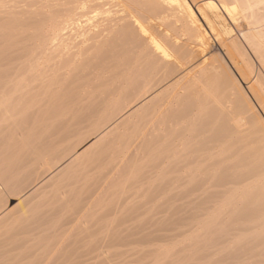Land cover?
<instances>
[{
    "label": "bare ground",
    "instance_id": "obj_1",
    "mask_svg": "<svg viewBox=\"0 0 264 264\" xmlns=\"http://www.w3.org/2000/svg\"><path fill=\"white\" fill-rule=\"evenodd\" d=\"M99 145L112 155L86 174ZM102 191L65 253L26 258L30 230ZM154 209L153 225L188 224L177 262L264 264V0H0V264H111Z\"/></svg>",
    "mask_w": 264,
    "mask_h": 264
},
{
    "label": "rangeland",
    "instance_id": "obj_2",
    "mask_svg": "<svg viewBox=\"0 0 264 264\" xmlns=\"http://www.w3.org/2000/svg\"><path fill=\"white\" fill-rule=\"evenodd\" d=\"M241 30H243L244 32L245 31H247V29L245 28V27H242L241 28ZM217 49V50H216ZM215 52H214V51ZM210 52H211V54L213 53V56H214V53H215V56H216V52H217V54H218V52H219V49L217 48V46H214V44L211 46V48L210 49H208L207 50V52H206V55H205V57H207V55L209 56V57H207V58H212L213 56H210ZM214 56V57H215ZM108 148L109 147H107L106 148V150H108ZM95 149V148H94ZM94 149H92L91 151V153L92 154H88V155H91V157H92V155H95V154H97L96 156H93L94 158H95V160L96 159H98L99 160V158H98V153H102V155H103V157H102V155H101V158H102V162L101 163H103L104 161V159L106 158V157H108V156H110V155H112V151H111V149H109L108 151H107V154L105 153V155H104V152H106V150H103V149H105L104 148V145H101V149H100V145H99V148H96L97 150H94ZM102 150V151H101ZM94 151V152H93ZM97 151V153H95ZM90 152V151H89ZM109 153H111L110 155H109ZM86 157H87V155H85ZM85 156H84V159L83 160H86V158H85ZM90 157V158H91ZM93 157L91 158V160H89L90 158L88 157V162H89V165L90 166H88L87 164L88 163H86L85 165H87L88 166V168L85 166L84 168H85V172H86V174H88V172H89V170L91 169L90 167L92 166V165H99V163H98V160L96 161L97 163L95 164H93L92 162H95V161H92L93 160ZM101 158H100V160H101ZM63 159H65V158H63ZM62 161V160H61ZM61 161H59L60 163H61ZM64 161V160H63ZM105 161H106V159H105ZM101 163H100V165H101ZM93 166V167H94ZM92 167V168H93ZM95 167H97V166H95ZM90 168V169H89ZM87 170H88V172H87ZM94 170V171H93ZM82 171V170H81ZM95 168H93L92 169V172L93 173H95ZM40 173V172H39ZM80 172H78V174H79ZM83 178L85 177V176H87L85 173H84V170H83ZM91 173V172H90ZM90 173H89V175L88 176H90L91 177V175H90ZM92 173V174H93ZM81 174V173H80ZM79 174V175H80ZM42 174H35V177L32 175V176H30V178H28V179H25V181H23L22 183H20V185H17L14 189H16V190H14V191H16V192H12L11 190H6V191H3V193L4 194H6L5 196H3V199H4V197H6L5 199H4V202H7L10 198H11V196L13 197V195L14 194H17V195H19V191H20V193H22V192H24L25 190H28V188H31L32 186H33V184H35V182H37V181H39V180H36L37 178H39V177H43V176H41ZM32 177H34V178H32ZM79 178V180H82L83 181V178H81L80 179V177H78ZM121 178H123V177H121ZM120 178V179H121ZM129 178V177H128ZM127 178V180L130 182L131 181V179L129 180ZM35 179V180H34ZM85 179H86V177H85ZM88 179H89V177H88ZM119 179V180H120ZM127 180L124 178V180H122L121 179V181H120V183H119V181L117 182L118 184H122L121 182L122 181H125V182H127ZM133 181V180H132ZM131 181V182H132ZM124 182V183H125ZM129 182H127V183H125V184H127V186L125 185V184H123V186L124 187H127L126 188V190L128 189V187H129V190L128 191H131L130 193H127V194H132L133 192V189L132 188H134V190H135V186H134V183L133 184H131V183H129ZM27 185H26V184ZM117 183H115L114 185V187H116V185H117ZM22 184H25V185H22ZM82 184V183H81ZM29 185V186H28ZM78 185H80V183L78 184ZM113 184H111V186H112ZM131 185H133V187H131ZM22 186H25V189H24V187H22ZM81 186V185H80ZM111 186H109L108 188H111ZM118 186V185H117ZM122 186V185H121ZM185 187L186 188V186L185 185H182V186H179L178 187V189H177V191L178 192H176L177 193V197H178V200H177V197H176V201L178 202L179 201V198L181 197V198H183V199H180V201L182 200L183 202H184V204L186 203L185 201H187L186 199H187V196H186V199H185V197H183L185 194L183 193V189H182V187ZM23 189H22V188ZM27 187V188H26ZM77 187H79V186H77ZM119 187V186H118ZM118 187H116V188H118ZM17 188H19V189H17ZM108 188H106V189H108ZM22 189V190H21ZM124 190H125V188H123ZM132 189V190H131ZM182 189V190H181ZM114 190H119V189H112V191L111 192H113ZM122 190V189H121ZM180 190L182 191L181 193H180ZM108 192H110V190L108 189L107 190ZM123 191V190H122ZM104 192H105V190H104ZM103 191L101 192V195H98V199H97V197H96V199L94 198V200L92 199L91 201L92 202H90V203H88V207H87V209H85V210H83V212H82V214H81V212L79 211V213H78V211H76V215H77V213L79 214V215H77V216H79V217H74V216H76V215H74V212L73 211H69V212H71V213H67V211H65L66 213H64L65 214V219H66V221L64 220L63 221V224H61L62 222H61V220H63V219H58L59 220V223L60 224H57V220H55L54 218L52 219L53 220V222L51 221V220H49L50 222H52V223H50L52 226H56V227H58V228H56V227H51V225H47V223L49 224V221L46 223V224H44L46 227H44V225H43V227L41 226L40 227V229H41V231H40V229L39 228H36V230H30L33 234H35V235H31L30 234V232L28 233L32 238H34L35 240H33V239H31V237L29 236V235H27V237L25 236V238L27 239L28 237L30 238L29 240H30V242L28 241V243H31L30 245H32L31 247L29 246V244L27 243V246H26V248H25V253L26 254H28L29 252V258H28V256L26 257L27 259H29V260H31L30 259V257L33 255L34 256V254L36 253L37 254V258H39L40 257V253L42 252V255L43 254H45V252H50V251H55V252H59V253H65V250H67V249H69L71 246L69 245V240L71 239V237H73L74 235H72V234H75L76 235V233L78 232V233H80V229H82V227L84 226V224L82 223V222H87V220H89V219H92V217L94 216V215H92L91 214V212L92 213H95V212H97L98 210L100 211L101 209H103L104 207L106 208V207H108V205L106 204L107 202H108V204H109V200H107V199H105L107 196H108V192H107V196H105L104 197V201L106 200L107 202H103V204H105V206L102 208L101 207V209H100V206H103V204H102V202L100 201V199L102 198L103 199V197H102V194L104 193ZM111 192H110V194H111ZM115 192V191H114ZM124 192V191H123ZM10 193V194H9ZM106 193V192H105ZM104 193V194H105ZM119 193V192H118ZM117 192H116V194H118ZM178 193H180L179 194V196H178ZM3 194V195H4ZM103 194V195H104ZM110 194H109V196H110ZM115 194V193H114ZM113 193H112V195H114ZM115 194V195H116ZM120 194H121V192H120ZM126 193L124 192V193H122V197H121V195H118L119 197H121V198H123V197H125V196H128L127 194L125 195ZM16 195V196H17ZM124 195V196H123ZM181 195V196H180ZM15 196V195H14ZM101 196V197H100ZM108 196V197H109ZM117 196V195H116ZM118 196L116 197L117 199H120V198H118ZM112 197V196H111ZM48 198V197H47ZM47 198H44V200H46L45 202L43 201V198H42V200H41V202H40V199H38V200H36V201H38V202H36V203H38L37 205H39V206H37V208L39 209V207H41V203H42V208H40L41 210H44L45 209V207H44V205H46L47 203H51V199H50V201H49V199H47ZM116 198H112L113 200L115 199V201H117V199ZM111 199V201H110V203L113 201ZM48 200V201H47ZM53 200V199H52ZM185 200V201H184ZM93 201H98L99 202V204H101V205H99L98 204V202H97V204H98V206H97V208H99L98 210L97 209H94V207L97 205H95L94 203L95 202H93ZM103 201V200H102ZM181 201V202H182ZM114 202V201H113ZM173 202H175V200L173 201ZM179 203L178 202V206H179V208H178V206H174V207H176L175 208V210L176 211H174V215H175V217L177 218H179L180 216L182 217L181 219V222H189V220H191V219H189V220H183L186 216H189L190 214H189V212L187 211V209L188 208H186V207H184V205L182 204V203ZM40 203V204H39ZM44 203H46V204H44ZM107 205V206H106ZM110 205V204H109ZM181 205V206H180ZM183 205V206H182ZM90 206V207H89ZM93 206V207H92ZM184 207V208H183ZM89 208V209H88ZM91 208V209H90ZM92 208H93V210L95 211H93L92 210ZM186 208V209H185ZM37 209V210H38ZM86 210H91V212H90V215H92V216H90V217H86L87 215L86 214H88V213H86L87 211ZM97 210V211H96ZM155 210V209H154ZM153 210V212H152V210H150V211H148V212H150V213H148V214H146L147 212L146 211H144L143 213H142V235L145 233V235H148V236H145V235H143V237H142V241L141 240H131L130 242H128V244L126 245V243H124L125 245L123 246V243L119 246L118 244L117 245H115L114 243V246H111V254H112V256H115L114 258H111V264H174L173 262L175 261L176 262V264H178L179 262H177L174 258H178L179 257V254L177 255L176 253L177 252H175V254L177 255L176 257H174L175 256V254H170V252H169V249L171 250V249H173L174 250V248H176V250L175 251H178V249L180 248V249H182L181 247H177L178 245H179V243H180V246H181V243H182V246H183V244L185 245L187 242H189V240H188V237L186 236L188 233H190V230H189V227L187 226L188 224H186V226H185V224H182V225H184V226H182V225H180L181 223H179V224H173V227H171L172 225H153L152 224V222L154 221V220H156L158 217H160L161 216V214H157L158 213V211H154ZM179 210H181V213L183 214V215H185V216H183V215H181V213H180V211ZM103 211V210H102ZM179 211V212H178ZM27 212V211H26ZM25 212V213H26ZM73 212V213H72ZM29 214H30V212H28ZM152 213H154V214H152ZM172 213H169L170 215L172 214ZM29 214H27L26 213V215H29ZM71 214H73V215H71ZM116 214V216H117V218H118V216L121 214H119V215H117V213H115ZM172 214V215H173ZM189 214V215H188ZM80 215H82L81 217H80ZM114 215V214H113ZM112 215V216H113ZM122 215V214H121ZM154 215V216H153ZM171 215V216H172ZM67 216H68V218H67ZM88 216H89V214H88ZM111 216V217H112ZM150 216V217H149ZM151 216H152V218H151ZM170 216V217H171ZM20 217V216H19ZM29 217V218H28ZM27 217V219H31V217H32V213H31V215L30 216H28ZM114 217V216H113ZM120 217V216H119ZM26 218V216L24 215V214H22V218H20V219H22V220H26L25 219ZM80 218L83 220L82 222H80ZM86 218V219H85ZM88 218V219H87ZM109 218V217H108ZM115 218V217H114ZM117 218H115V221H116V219ZM145 218V219H144ZM153 218H156V219H154L153 220ZM172 218L174 219V217L172 216ZM175 218V219H176ZM190 218V217H189ZM57 219V218H56ZM112 219V218H111ZM174 219V220H175ZM185 219H188V217L187 218H185ZM74 220H76V221H74ZM79 220V221H78ZM93 220V219H92ZM151 220V221H150ZM68 221V222H67ZM112 221H113V219H112ZM64 222H65V224H64ZM89 222H92V221H89ZM151 222V223H150ZM178 222V221H177ZM57 225H56V224ZM73 223V224H72ZM80 223V224H79ZM70 224V225H69ZM87 224H88V222H87ZM145 224V225H144ZM147 224V225H146ZM58 225H61V226H58ZM68 225V226H67ZM178 225H180V227L178 226ZM64 226V227H63ZM65 226H67V227H65ZM145 226H147V227H145ZM149 226V227H148ZM155 226V227H154ZM170 226V227H169ZM178 226V227H177ZM49 227V228H48ZM62 227H63V229H62ZM145 227V229H143ZM151 227V228H150ZM153 227H154V229H153ZM168 227V228H167ZM182 227V228H181ZM184 227V228H183ZM188 228V233H186L187 231H186V228ZM43 228V229H42ZM45 229V231H48V229H50L48 232H46V233H44V232H42V230H44ZM57 229V230H56ZM58 229H59V232H58ZM67 229V230H66ZM76 229H77V232H75V233H73L74 231H76ZM79 229V230H78ZM168 229V231H166ZM176 229H178V230H176ZM184 229V230H183ZM40 232H42V233H40L41 235L39 236V231ZM53 232H52V231ZM60 230H62L63 232H64V230H65V233H63L62 231H60ZM176 230V231H175ZM0 231H2V230H0ZM4 231V230H3ZM38 231V232H37ZM172 231H173V233H172ZM179 231V232H178ZM184 231H185V234H183L184 233ZM51 234H50V233ZM69 232V233H68ZM176 232H178V233H176ZM181 232H182V235L180 236V234H181ZM1 233V232H0ZM50 234V236H49V234ZM169 233V234H168ZM4 234V233H3ZM2 233L0 234V236H2L3 235ZM7 234H9L8 232H6V234H4L3 236H5V235H7ZM48 234V237L46 236ZM177 234L179 235V236H177ZM43 235H44V237H43ZM189 235V234H188ZM38 236V237H37ZM96 236V235H95ZM95 236H92V237H90V239H87V241H88V245L90 246V244L89 243H94V242H96L97 243V246L98 245H100L98 242L100 241V238L98 237V236H96L97 237V240H99L98 242L95 240ZM173 236H175V237H173ZM52 238L53 239V242H52V240L50 239V238ZM177 237V238H176ZM3 238V237H2ZM38 240H37V239ZM60 239L61 240V238L63 239L64 238V242L62 241L61 242V244H60V240L57 242V243H59L60 244V246H57V245H59V244H57V243H55L56 241L54 240V239ZM94 238V239H93ZM99 238V239H98ZM1 239V238H0ZM94 240V242L92 241V240ZM177 239H179V240H177ZM51 240V241H50ZM89 240H91V242H89ZM35 241V242H34ZM86 241V240H85ZM141 243H140V242ZM180 241V242H179ZM186 241V242H185ZM44 242V243H43ZM101 242V241H100ZM176 242H178V243H176ZM39 245H37V244ZM47 243V244H46ZM70 243H71V240H70ZM86 243V244H85ZM136 243H138V244H136ZM35 244H36V246H35ZM77 244V243H76ZM95 244V243H94ZM120 244V243H119ZM188 244V243H187ZM186 244V245H187ZM53 245L56 247L55 249L53 248ZM67 245H69L68 247H67ZM87 245V242H84V247L85 248H88V249H90V251H91V253H90V255H93L94 256V250L92 251V246L89 248V247H87L88 246ZM54 249H52L51 247ZM94 246V248H95V245H93ZM32 249V251H31V249ZM33 247V248H32ZM45 247H46V249H47V247L49 248L48 250H46L45 249ZM83 247V248H84ZM121 247V248H120ZM186 247V246H185ZM30 250H29V249ZM64 248V249H63ZM85 248H84V250H85ZM120 248V249H119ZM35 249V250H34ZM51 249V250H50ZM59 249H61V250H59ZM126 249V250H125ZM180 249H179V251H180ZM183 249H185V248H183ZM168 250V251H167ZM90 251H88V252H90ZM182 251V250H181ZM180 251V252H181ZM92 252H93V254H92ZM116 254H115V253ZM123 252V253H122ZM166 252L169 254H166ZM179 252V253H180ZM96 253V252H95ZM120 253L122 254V255H120ZM173 253V252H172ZM182 253V252H181ZM25 254V255H26ZM35 254V255H36ZM124 254H126V255H124ZM90 255H88L87 257H91ZM168 255V256H167ZM86 257V256H85ZM26 258L25 259H23V261H29V260H26ZM33 259H35L34 257H33ZM32 259V260H33ZM172 259H174V260H172ZM94 260V259H93ZM92 259L90 260V261H93ZM89 261V262H90ZM178 261H180L179 259H178ZM179 264H182V263H179Z\"/></svg>",
    "mask_w": 264,
    "mask_h": 264
}]
</instances>
